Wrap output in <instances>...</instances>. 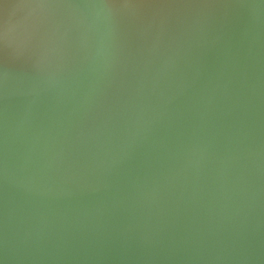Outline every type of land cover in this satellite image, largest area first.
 Here are the masks:
<instances>
[{
    "label": "water",
    "instance_id": "95a60500",
    "mask_svg": "<svg viewBox=\"0 0 264 264\" xmlns=\"http://www.w3.org/2000/svg\"><path fill=\"white\" fill-rule=\"evenodd\" d=\"M17 2L0 264H264V0Z\"/></svg>",
    "mask_w": 264,
    "mask_h": 264
},
{
    "label": "clouds",
    "instance_id": "9594fccd",
    "mask_svg": "<svg viewBox=\"0 0 264 264\" xmlns=\"http://www.w3.org/2000/svg\"><path fill=\"white\" fill-rule=\"evenodd\" d=\"M25 7L24 4L17 0H0V18H3L5 23L11 19L12 10H19Z\"/></svg>",
    "mask_w": 264,
    "mask_h": 264
}]
</instances>
